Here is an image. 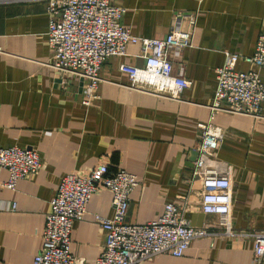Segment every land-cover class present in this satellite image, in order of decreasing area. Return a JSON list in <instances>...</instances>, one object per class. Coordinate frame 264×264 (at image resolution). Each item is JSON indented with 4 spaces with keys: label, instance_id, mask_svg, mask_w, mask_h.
<instances>
[{
    "label": "crops",
    "instance_id": "obj_1",
    "mask_svg": "<svg viewBox=\"0 0 264 264\" xmlns=\"http://www.w3.org/2000/svg\"><path fill=\"white\" fill-rule=\"evenodd\" d=\"M124 9L122 24L139 37L163 38L176 17L194 13L191 46L171 48L172 73L190 81L178 99L130 86L119 64L143 66L138 44L100 67L97 97L84 94L85 79L52 67L44 0H0V147L34 149L41 167L3 185L0 168V264H32L42 247L45 214L61 178L87 174L99 163L137 176L126 221L141 224L175 203L193 227L208 235L191 241L180 257L159 253L135 264H264L253 241L264 231V103L260 116L216 112L223 136L211 162L229 169L231 231L201 210V178L192 171L201 130L210 116L215 68L226 51L240 57L235 69H252L245 57L264 32V0H111ZM181 27H187L185 20ZM264 83V69L259 70ZM15 208H11V204ZM112 195L98 186L81 220L72 223L71 253L95 264L104 232L95 216L110 218Z\"/></svg>",
    "mask_w": 264,
    "mask_h": 264
},
{
    "label": "built area",
    "instance_id": "obj_2",
    "mask_svg": "<svg viewBox=\"0 0 264 264\" xmlns=\"http://www.w3.org/2000/svg\"><path fill=\"white\" fill-rule=\"evenodd\" d=\"M48 14L46 31L52 50L51 65L55 69L85 79L84 94L88 100L97 97L100 82L98 72L110 57L125 54L128 43L138 44L144 58L143 66L121 63L118 68L128 75L130 86L156 95L178 99L190 81L172 73L169 58L171 48L191 46L194 13L176 17L170 31L163 38L133 35L121 18L124 9L111 0H44ZM185 20L187 27L182 28ZM237 53L226 51L223 63L215 68V91L206 123H198L201 130L198 155L193 175L201 178V210L214 214L226 233L231 231L232 187L229 169L220 171L211 162L223 136L222 128L214 123L216 112L260 116L264 103V83L259 70L264 69V32L258 35L251 56L245 60L252 69H235ZM41 159L32 148L0 147V168L8 173L3 185L14 189L18 179L39 171ZM138 184L137 176L123 168L109 171L99 163L87 174L70 172L64 175L50 199L42 232V247L32 264H82L71 253L72 223L81 220L87 203L97 187L112 195L113 213L110 218L95 216L104 232L103 249L95 264H135L159 253L180 257L191 241L208 235L202 227H193L173 202L164 205L160 216L145 223L126 221L129 195ZM15 208V204H11ZM256 260L264 257V231L256 233L253 241Z\"/></svg>",
    "mask_w": 264,
    "mask_h": 264
}]
</instances>
